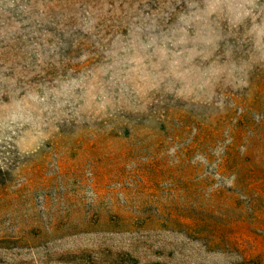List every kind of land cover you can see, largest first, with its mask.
<instances>
[{
    "label": "rangeland",
    "instance_id": "374dc122",
    "mask_svg": "<svg viewBox=\"0 0 264 264\" xmlns=\"http://www.w3.org/2000/svg\"><path fill=\"white\" fill-rule=\"evenodd\" d=\"M0 264H264V0H0Z\"/></svg>",
    "mask_w": 264,
    "mask_h": 264
}]
</instances>
